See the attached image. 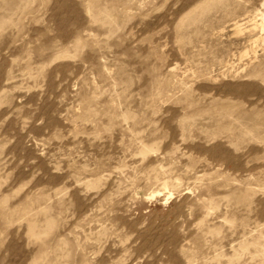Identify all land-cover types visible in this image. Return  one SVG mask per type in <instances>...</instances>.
Segmentation results:
<instances>
[{
    "label": "rangeland",
    "instance_id": "obj_1",
    "mask_svg": "<svg viewBox=\"0 0 264 264\" xmlns=\"http://www.w3.org/2000/svg\"><path fill=\"white\" fill-rule=\"evenodd\" d=\"M264 0H0V264H264Z\"/></svg>",
    "mask_w": 264,
    "mask_h": 264
},
{
    "label": "bare ground",
    "instance_id": "obj_2",
    "mask_svg": "<svg viewBox=\"0 0 264 264\" xmlns=\"http://www.w3.org/2000/svg\"><path fill=\"white\" fill-rule=\"evenodd\" d=\"M256 28H258L259 32H261V34L264 33V16H261V21L259 24H257ZM262 42L264 43V36H262Z\"/></svg>",
    "mask_w": 264,
    "mask_h": 264
}]
</instances>
